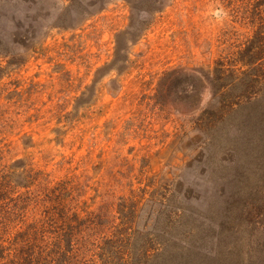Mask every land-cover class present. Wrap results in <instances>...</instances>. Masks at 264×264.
Listing matches in <instances>:
<instances>
[{"label": "rangeland", "instance_id": "rangeland-1", "mask_svg": "<svg viewBox=\"0 0 264 264\" xmlns=\"http://www.w3.org/2000/svg\"><path fill=\"white\" fill-rule=\"evenodd\" d=\"M241 3L0 0L1 65L18 62L0 82L3 157L89 217L65 264L169 242L185 247L176 264H264V62L243 86L228 75L249 71L237 69L254 29L234 18ZM250 95L258 102L233 113ZM47 202L18 214L35 220ZM2 204L0 221L21 229ZM58 222L50 259L65 248Z\"/></svg>", "mask_w": 264, "mask_h": 264}, {"label": "trees", "instance_id": "trees-1", "mask_svg": "<svg viewBox=\"0 0 264 264\" xmlns=\"http://www.w3.org/2000/svg\"><path fill=\"white\" fill-rule=\"evenodd\" d=\"M236 7L238 13L235 15L238 17H234L236 21L240 22L239 24H246L249 28L253 26L254 29L252 28L253 36L237 52V57L241 62L237 69L241 68L249 71L240 72L239 74L243 75L242 78L235 76L233 70H236V68H232V71L228 74L236 80L233 88L245 85L246 80L254 81L251 75L257 70H262L264 62V44L262 43L264 41V0H242V3L236 5ZM20 25L15 24L14 29H21ZM7 53L8 50L0 32V58ZM17 64L16 60L10 59L6 66H2L0 61V82L7 74V67ZM222 76L223 71L219 68V79ZM15 84L18 85L17 82ZM245 91L249 92V90ZM225 94H227L226 91L225 93L221 92L220 95ZM258 100L259 98L250 95L244 100L245 102L231 103L230 108L234 113L246 105L256 104ZM7 151V145L3 139H0V214L2 213V205L6 206L2 203H7L12 208H10L9 214L13 220H17L21 224L22 228L10 232L6 222L0 221V264H51V260L54 261V264H65L68 253L73 248V238L81 233L83 230L82 225L88 223L89 217L81 218L77 213H67L61 198H65L68 193L64 189L62 190V187L58 184L50 190L45 188L46 175L36 170L26 172L27 164L21 160L6 163L3 155L7 154ZM33 186L40 189L33 191L34 189H31ZM20 188L25 189V191L19 192ZM46 201H48L47 208L41 210L40 214H36L35 220H27L26 213L18 214L23 207L35 204V202L44 203ZM134 208L136 209V204H134ZM133 210L131 206L130 211ZM55 221H59L58 223L61 224L58 227L59 232L57 235L65 240V248L61 254H58V257L53 256L50 259L51 255L62 250V248H57V240L49 243L47 248L43 244L48 227L53 225ZM184 249V246L178 245L177 247V243L169 242L161 249H139L137 252H128L127 257L129 259L117 257L115 261L108 256L107 260L114 264H176V256L183 257L186 254ZM101 260L102 264H108L107 261L104 262L102 254ZM68 264L72 263L69 262Z\"/></svg>", "mask_w": 264, "mask_h": 264}, {"label": "clouds", "instance_id": "clouds-1", "mask_svg": "<svg viewBox=\"0 0 264 264\" xmlns=\"http://www.w3.org/2000/svg\"><path fill=\"white\" fill-rule=\"evenodd\" d=\"M226 15V13L223 12V10H218L217 12V19H223V17Z\"/></svg>", "mask_w": 264, "mask_h": 264}]
</instances>
